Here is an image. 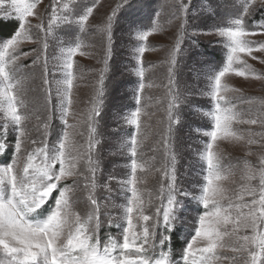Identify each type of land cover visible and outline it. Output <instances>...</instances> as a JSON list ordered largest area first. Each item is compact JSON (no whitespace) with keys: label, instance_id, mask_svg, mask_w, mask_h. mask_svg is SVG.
<instances>
[{"label":"snow or ice","instance_id":"1","mask_svg":"<svg viewBox=\"0 0 264 264\" xmlns=\"http://www.w3.org/2000/svg\"><path fill=\"white\" fill-rule=\"evenodd\" d=\"M129 3L130 0H119L100 29L89 24L98 0H93L92 6L79 16L69 12L68 5L61 0H49L47 5L43 0H0V21L15 22L14 32L0 42V84L3 85L0 107H3L4 116L0 124V154L6 150L9 129L15 134L13 154L7 163L0 164V253L3 254L0 264H264V155L260 156L258 165L245 162L242 183L230 195L221 182L234 173L225 168L222 156L213 150L218 140L229 139L245 140L249 146L258 144L264 148V102L255 111L241 110L226 94L235 90L222 83L229 74L264 80V73H257L242 59L243 54L264 64V58L254 55L264 53V41L252 39L264 36V24L253 19L258 11L264 15V0H259V4L257 0H243L234 18L214 24L203 33L220 37L219 43L226 51L223 67L214 73L210 88L204 93L212 102V108L204 113L212 128L206 133L209 142L202 154L206 168L198 193L182 191L176 182L172 136L173 125L179 123L181 105L187 100L177 83L178 57L183 55L185 40L201 33L189 31L188 5L184 0H169L168 23L175 22L177 31L164 62L166 83L157 84L147 82L149 77L143 57L149 49L146 43L149 37L162 28L160 13H156L157 19L151 22V27L137 32L141 43L133 69L138 78L133 90L136 106L126 117L133 131L128 134L129 139L120 153L126 152L129 161L126 178L118 182L125 203L122 214L110 216L108 220L110 227L119 229L118 233L108 234L102 244L98 235L102 221L96 190L111 192L109 183L115 177L99 182L97 145L101 133L98 129L103 120L112 30L117 14ZM41 5L43 11H38ZM67 24L77 25L81 32L90 28L102 31L106 41L103 68L95 78L93 95L88 101L90 107L79 120L73 110V89L77 80L74 57L85 55L81 44L61 50L56 68L63 73L62 78L54 85L48 79L49 38L54 29ZM26 43L39 47L24 51ZM29 56H32L31 64L20 63ZM33 66L42 70L46 110L51 103L53 87L58 98L56 111L63 129L60 138L51 144L48 142L50 116L42 121L41 138L30 136L28 122L32 116L25 99L26 77L22 73ZM154 87L164 88V95L155 100V105L163 109L165 121L160 123L166 122V127L156 133L159 140L145 151L144 141L151 131L150 126L142 124L141 117L150 119L156 114L148 112L155 105L153 98L146 95V89ZM242 99L251 103L247 98ZM70 119L74 122L70 123ZM236 125L249 126L247 135ZM253 126L259 131L253 130ZM81 127L86 131H81ZM36 131H40L39 124ZM77 137L84 138L83 143ZM160 150L162 163L154 154L148 155V152ZM81 162L84 168L80 167ZM153 173L159 174L157 187L154 192L147 191L146 198L142 185ZM69 180L71 184L67 183ZM78 191L87 192L89 211L83 215L73 207ZM180 196L191 197L203 211L192 222V234L187 237L179 257L174 258L171 241L175 226L181 223L180 213L184 206ZM225 252L232 255H224Z\"/></svg>","mask_w":264,"mask_h":264},{"label":"rangeland","instance_id":"2","mask_svg":"<svg viewBox=\"0 0 264 264\" xmlns=\"http://www.w3.org/2000/svg\"><path fill=\"white\" fill-rule=\"evenodd\" d=\"M61 2L67 4V10L76 16L83 14L93 4V0H61ZM118 2L119 0H98L93 16L89 19V24L103 29L107 15L111 14L112 9ZM184 2L188 5L189 31H196L201 34L186 39L184 45H182L183 55L178 57L177 83L179 90L187 96V100L179 110V123L173 125L172 151L175 155L176 182L179 188L182 191L198 193L204 182L203 177L206 168V162L202 159L203 150L209 142L206 133L212 128L210 119L204 115L212 108V102L210 97L204 95V93L209 90L214 73L223 67L226 51L219 43L220 37L203 33L212 28L214 24H223L234 18L238 11L237 8L243 0H184ZM48 3L49 0H43L44 5ZM257 4H259V0H257ZM168 5L169 0H130V3L125 5L121 12L117 14V21L113 26L112 54L109 61L105 100L101 114L103 120L98 129L101 133L99 135L100 144L97 145L101 169L98 173L99 182L108 181L110 176L115 177L109 183L111 192L101 188L96 190L100 202L102 221V227L98 235L102 244L106 242L108 234L116 235L118 233L119 229L115 226L110 227L108 220L110 216L117 217L121 215L122 205L125 203L118 182L126 178L129 161L126 152L124 154L120 153L123 145L129 139L128 134L133 131L131 126L126 123V117L130 115V112L136 106L133 90L137 86L138 78L133 69L136 65L137 48L141 43L137 39V32L151 27V22L157 19L156 13H160L159 24L162 28L154 32L146 42L149 49L145 52L143 60L147 69L146 76L149 77L147 82L166 83L164 62L168 58V52L177 31L175 22L173 24L168 23L170 12ZM38 11H43V5L38 6ZM253 19L258 24H264V15H261L259 11ZM251 22L250 20L249 23L251 24ZM5 39L7 38H0V42ZM252 39L264 41V36H257ZM78 43L82 45L81 51L85 53V55L77 54L74 57L77 80L73 89V110L77 113V119L79 120L90 107L88 101L93 95L95 78L98 76L99 70L103 68L102 60L106 43L103 32H96L93 28L88 29L87 32H81L75 24L61 25L54 29L52 36L49 38L47 55L49 57L48 79L53 81L54 85V82L61 79L63 75L56 68L62 56L61 50L69 46H75ZM38 47V44L26 43L23 45V50L29 51ZM254 55L264 58V53L257 52ZM242 59L246 60L257 73H264V64L260 63L259 60H253L243 54ZM31 60L32 56H29L20 63L31 64ZM22 74L26 77L25 99L32 116L28 122L31 130L30 136L39 140L43 132L42 121L50 116L51 129L48 142L51 144L60 138L63 129V124L56 111L58 98L55 95L54 87L51 103L47 105L46 110L45 85L42 81L41 68L33 66L23 70ZM81 76H83V79L80 78ZM222 83L235 90L226 94L233 98L234 103L241 110L252 109L255 111L260 107L261 102H264V80L255 79L253 76L245 77L229 74L223 78ZM0 87H3V85L0 84ZM146 95L153 98V104L155 105V100L164 95V88L146 89ZM242 98H247L251 103H245ZM157 108H160V106L155 105L148 109V112L156 113L150 119L148 116L141 117L142 124L150 126L151 131L148 139L144 141L145 151L159 140L160 137L156 133L166 127V122L160 123V121H165L163 109L160 108L157 111ZM3 121V107H0V124H3ZM72 122L74 121L70 119V123ZM38 124L40 125L39 132L36 131ZM236 127L247 135L246 129L249 126L236 125ZM148 130L146 129V131ZM253 130L259 131L255 126H253ZM81 131L86 130L81 127ZM8 134L9 141L6 147L8 146L11 150V157L15 134L11 132V129H9ZM77 139L83 143L84 138L77 137ZM213 150L222 156V164L225 168L234 173V175L229 176L228 180L221 182L229 190L230 195L234 190H238L242 183L241 171L245 162L258 165L260 156L264 155V148L258 144L249 146L245 140H218ZM249 152L251 155H249ZM5 153L6 151L0 159L5 156ZM153 154L157 157L158 162H163L162 150L156 153L148 152V155ZM80 167L84 168L83 162L80 163ZM158 178L159 174L153 173L147 177V183L142 185L146 189V198L147 191H155ZM67 183L71 184L72 182L69 180ZM252 183L258 184V181ZM76 195L78 199L73 205L74 210L82 215L86 214L89 211L87 192L78 191ZM178 198L184 201V206L180 213L182 220L181 223L175 226L176 231L173 233V239L177 238L179 240L177 244L179 248L175 253L180 255L187 237L192 234V222L203 209L202 206L192 201L191 197L180 196ZM112 204L116 207H112ZM173 239L171 241L172 254ZM223 254L232 255L231 252ZM2 259L3 254L0 253V260Z\"/></svg>","mask_w":264,"mask_h":264},{"label":"trees","instance_id":"3","mask_svg":"<svg viewBox=\"0 0 264 264\" xmlns=\"http://www.w3.org/2000/svg\"><path fill=\"white\" fill-rule=\"evenodd\" d=\"M15 29V22H0V38L4 39V38H8L12 32ZM9 141V134L7 137V142ZM11 155V150L10 148L7 146V151L5 153V156L0 159V164H4L8 161V159L10 158ZM179 243V240H177V238L173 239V252H175L179 247L177 246V244ZM177 256H179L177 254Z\"/></svg>","mask_w":264,"mask_h":264}]
</instances>
